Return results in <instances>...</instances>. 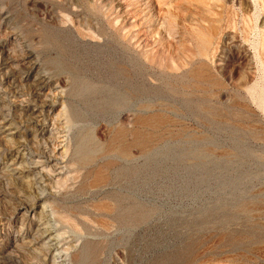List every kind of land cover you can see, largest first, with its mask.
<instances>
[{"label":"rangeland","instance_id":"rangeland-1","mask_svg":"<svg viewBox=\"0 0 264 264\" xmlns=\"http://www.w3.org/2000/svg\"><path fill=\"white\" fill-rule=\"evenodd\" d=\"M0 264H264V0H0Z\"/></svg>","mask_w":264,"mask_h":264},{"label":"bare ground","instance_id":"bare-ground-1","mask_svg":"<svg viewBox=\"0 0 264 264\" xmlns=\"http://www.w3.org/2000/svg\"><path fill=\"white\" fill-rule=\"evenodd\" d=\"M45 78H43V77H40L38 80V84H36V87L37 86H40V85H42V84H44V82H45V80H44ZM43 88V87H42ZM40 90V89H39ZM46 120H45V122L48 124V123H51L50 125H51V128L53 129L54 128V126H56V124L54 123V120H52L51 121V114H52V109H49V110H47L46 112ZM50 135H52V134H50ZM48 146H49V148H48V150H50V149H52L51 151H56L58 148H59V146L60 145H57V144H55L54 143V141H49L48 142ZM48 150H46V152L44 153V155H48ZM54 157V153H52V154H50L47 158H46V163H47V161H50L52 158Z\"/></svg>","mask_w":264,"mask_h":264}]
</instances>
